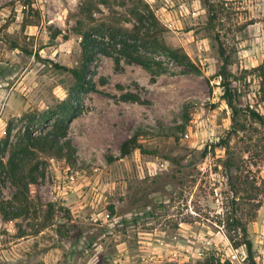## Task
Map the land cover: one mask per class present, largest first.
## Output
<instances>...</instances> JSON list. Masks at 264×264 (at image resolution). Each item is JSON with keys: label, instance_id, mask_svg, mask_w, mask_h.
I'll return each instance as SVG.
<instances>
[{"label": "rangeland", "instance_id": "1", "mask_svg": "<svg viewBox=\"0 0 264 264\" xmlns=\"http://www.w3.org/2000/svg\"><path fill=\"white\" fill-rule=\"evenodd\" d=\"M143 1L158 37L191 66L143 50L154 62L92 59L67 128L72 159L28 153L19 162L26 182L30 172L36 181L25 186V212L0 213V264H243L238 221L264 264V0ZM88 2L92 15L80 14ZM133 5L0 0V202L17 191L6 170L12 149L27 129L51 126L73 83L54 64L77 65V22L133 29L143 13ZM133 134L139 147L120 156Z\"/></svg>", "mask_w": 264, "mask_h": 264}, {"label": "trees", "instance_id": "2", "mask_svg": "<svg viewBox=\"0 0 264 264\" xmlns=\"http://www.w3.org/2000/svg\"><path fill=\"white\" fill-rule=\"evenodd\" d=\"M98 1L103 4H109L117 0ZM119 2L121 4L131 2L134 4V7L141 2L143 13H140V11L136 13L138 15L140 25L133 29H128L126 27H115L112 23L102 20L95 21L88 27L83 26L81 21L77 22V30L80 36V55L77 65L68 67L65 65L54 64L57 68L68 72L73 79V83L67 91L66 98L62 99L53 110V122L51 123V126L48 129H42L37 133L27 129L22 141L14 146L9 155L6 170L10 179L14 182L17 191L13 195L12 201L0 202V213L4 219L10 220L17 218L23 211H26L25 209L28 208L25 186L30 182H35L36 177L30 172V181L28 180V182H26L27 177L22 175V166L19 164V162H22L23 158H25L28 153L45 154L53 158H65L68 161L72 159L73 145L67 137V128L71 119L75 117L80 110L81 94L86 91L87 88L86 78L89 65L97 54L113 55L117 53L128 58L130 61L137 63H151L154 62V58L142 52H148L149 54L161 52L162 54L172 57L174 60L184 65L191 66L187 55L181 49L166 46L163 40L158 37V28L161 25L155 17L154 12L150 10L148 3L143 0H119ZM78 11L80 14H89L91 16L93 3L88 2L81 4ZM261 67L262 66L259 65L258 69L259 76L263 84L262 88L264 94V73ZM222 69L218 74L225 78L226 71L225 69ZM236 96L235 89H233L230 86V83L225 80V102L231 108L233 113H236L238 110L236 107ZM121 97L124 100H139L135 94L128 92L123 93ZM250 112H252V116H254L258 121H263L261 115L254 111ZM8 132L9 128L6 133L8 134ZM137 147H139L137 134H133L120 144V156H126ZM12 203H17V207L13 206L12 210L9 211L8 208H11ZM236 226L240 227L241 240L235 242L234 247L239 245L244 247L245 259L247 261L246 264H257L254 258V242L252 238L248 235L246 228L243 227L239 221ZM202 264L225 263H221V258L218 260L216 258L214 259L213 257H209L205 258L202 261Z\"/></svg>", "mask_w": 264, "mask_h": 264}, {"label": "built area", "instance_id": "3", "mask_svg": "<svg viewBox=\"0 0 264 264\" xmlns=\"http://www.w3.org/2000/svg\"><path fill=\"white\" fill-rule=\"evenodd\" d=\"M212 141V139H210V142ZM210 145V144H209ZM235 256V255H234ZM241 263V262H240ZM242 264V263H241ZM243 264H246V263H243Z\"/></svg>", "mask_w": 264, "mask_h": 264}]
</instances>
